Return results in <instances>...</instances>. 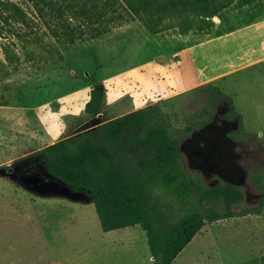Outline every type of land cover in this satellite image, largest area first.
<instances>
[{"label": "rangeland", "instance_id": "obj_1", "mask_svg": "<svg viewBox=\"0 0 264 264\" xmlns=\"http://www.w3.org/2000/svg\"><path fill=\"white\" fill-rule=\"evenodd\" d=\"M169 1L0 0V165L162 101L193 176L240 188L235 212L259 206L251 176L264 177V11L241 23L246 8L234 3L221 19L194 6L157 10ZM92 87L103 93L96 115L84 111ZM209 132L221 138L214 147ZM28 161L37 167L26 172L45 176L43 155ZM10 168L0 169V264H153L139 226L116 238L89 201L38 197ZM263 255L264 203L206 224L171 264H260Z\"/></svg>", "mask_w": 264, "mask_h": 264}, {"label": "trees", "instance_id": "obj_2", "mask_svg": "<svg viewBox=\"0 0 264 264\" xmlns=\"http://www.w3.org/2000/svg\"><path fill=\"white\" fill-rule=\"evenodd\" d=\"M231 3L246 8L241 23L264 11L262 0H172L157 10L180 12L195 7L199 16L221 19ZM221 95L229 113L237 115L232 99ZM88 97L84 111L96 115L103 93L92 87ZM203 114L209 116V110ZM193 128L191 124L185 132ZM179 139L159 101L113 118L92 132L47 145L43 165L54 178L87 194L104 232L139 226L153 264H171L206 224L258 214L264 203L262 199L257 207L235 212L233 207L244 200L243 191L230 183L208 186L194 177L184 166ZM131 148L139 152L135 158ZM251 178L264 194V177L255 172Z\"/></svg>", "mask_w": 264, "mask_h": 264}, {"label": "water", "instance_id": "obj_3", "mask_svg": "<svg viewBox=\"0 0 264 264\" xmlns=\"http://www.w3.org/2000/svg\"><path fill=\"white\" fill-rule=\"evenodd\" d=\"M43 151L44 149H40L16 158L13 161L0 165V169L11 166L9 170H12L13 168H17L19 163H26L28 158H34V160L37 161ZM18 182L24 190L29 191L38 197H60L74 202L89 201V197H86L82 191L73 190L69 185L48 174L46 170L45 176H43L40 172L20 175Z\"/></svg>", "mask_w": 264, "mask_h": 264}, {"label": "flooded vegetation", "instance_id": "obj_4", "mask_svg": "<svg viewBox=\"0 0 264 264\" xmlns=\"http://www.w3.org/2000/svg\"><path fill=\"white\" fill-rule=\"evenodd\" d=\"M221 125H227L226 121L223 120L219 126H221ZM208 137H209V140L207 141V144H209L210 147H214L217 144V142L221 140V138H219V136L215 132L214 133L209 132ZM225 139H227V137H225ZM36 164L37 163L31 164L29 161L28 162L26 161V163H23L22 166H18L17 168H13L10 171L15 172L17 175H21V174L23 175V174H28V173H32V172H38L37 170L26 172L29 168H32ZM35 167H37V166H35Z\"/></svg>", "mask_w": 264, "mask_h": 264}, {"label": "crops", "instance_id": "obj_5", "mask_svg": "<svg viewBox=\"0 0 264 264\" xmlns=\"http://www.w3.org/2000/svg\"><path fill=\"white\" fill-rule=\"evenodd\" d=\"M126 114V113H125ZM129 228H124V230H119V231H116V233L120 232L117 234L116 238H119V239H124V238H128V234L126 232V230H128Z\"/></svg>", "mask_w": 264, "mask_h": 264}]
</instances>
